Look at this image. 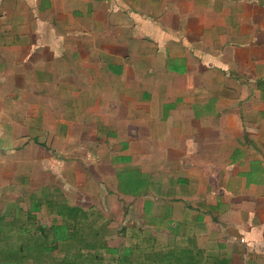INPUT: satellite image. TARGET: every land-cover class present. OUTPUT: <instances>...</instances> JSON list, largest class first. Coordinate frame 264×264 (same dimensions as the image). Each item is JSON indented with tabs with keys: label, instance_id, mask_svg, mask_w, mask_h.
Returning a JSON list of instances; mask_svg holds the SVG:
<instances>
[{
	"label": "crops",
	"instance_id": "0c3cea01",
	"mask_svg": "<svg viewBox=\"0 0 264 264\" xmlns=\"http://www.w3.org/2000/svg\"><path fill=\"white\" fill-rule=\"evenodd\" d=\"M76 122L105 181L138 169L147 183L123 204L86 172L84 184L116 200L109 214L49 186L48 200L85 211V236L105 215L104 264L117 258L106 248H133L140 235L145 248L172 239L169 249L182 252L172 264H264V0H0V141L17 151L28 123L48 155L39 138L74 136ZM43 160L0 174L2 186L13 182L15 205L45 201L23 193L39 185ZM42 212L40 222H56ZM94 246L80 256L97 255ZM65 251L76 252L70 240L54 256Z\"/></svg>",
	"mask_w": 264,
	"mask_h": 264
},
{
	"label": "rangeland",
	"instance_id": "374dc122",
	"mask_svg": "<svg viewBox=\"0 0 264 264\" xmlns=\"http://www.w3.org/2000/svg\"><path fill=\"white\" fill-rule=\"evenodd\" d=\"M61 54H62L61 51L56 50V55H61ZM170 70L177 72V73L180 71L179 68H174L173 66L170 67ZM88 75H92V74H88ZM60 78H61V75H60ZM89 85L90 83L87 82L86 86L89 87ZM76 92H78V89H76ZM85 94L87 93L83 92L84 97H89V95L86 96ZM90 96L92 95L90 94ZM54 101L55 102L53 103V106L56 107V110H54L55 116L61 119V117H59L58 115L62 114V109H61L62 106L60 105V109L58 112L57 105L59 103V100L57 97H54ZM73 110L77 111V113L73 112L74 115L76 114L75 118L77 119L78 115L81 116V112L84 109H83V106L81 107L78 103L77 106L73 107ZM22 127L24 128L23 130L26 131V133L23 134V137H22L23 146L21 148L16 147L17 151L13 152V148H12L13 144L11 145L10 142H8L7 144H4L0 141V147L3 148V151H6V153L4 154L0 152V163H3L4 165L8 167V169L6 170L3 169L2 171H0V174L3 173L5 177H8V178L11 177L13 173L16 172L14 169H9V166H12L11 164L14 161L18 162L17 166H19L20 161H21V164L25 165L27 163L29 164L31 161L33 162L34 160L38 158L41 161L43 160V157H48V160L45 158H44L45 160H43L44 161L43 165L45 166V168L44 170L41 171L39 185H36V184L32 185L34 181L30 185H24L23 193H24L26 200H29V196L32 195V193L37 194V195L47 194L49 190V186L57 184V186L62 185L60 187L65 189V195H67L68 199L71 200L70 202L73 201L74 203H78L81 205L96 204L99 207H101L104 213L109 214L111 207H113L114 205L112 202L116 200H111V199H109V201L103 200V198L100 197V192L98 191L99 187H95L94 185L92 186L87 185L88 184L87 182H86L87 184H84L85 180L83 178H85L88 175L86 174V172L90 173L91 176H94V179L96 178V180L103 182L109 191H112L114 195H117L118 198H120L123 201V204H126L125 197L128 196L129 194L133 196V195H137V193L141 194L142 192H145L147 190L146 189V184H147L146 179L144 178L143 173H141L138 169L134 173L133 172L130 173L127 170L123 171L122 169L120 170L118 169V171H114V176H113L114 178L117 179L116 183L114 181H110L109 179H107L108 181H105L104 177L100 175L101 173L100 174L97 173L98 171L96 172L95 168L91 167L92 161L89 160L91 159V154L89 153V149H88V152L86 150L88 148V145H86L87 141H84V138H79V136L76 135L79 129V124L77 122L74 123L72 126H70L71 132L74 134V136H72V134L70 137H61V136L56 135L51 139H47V136H45L44 134L45 139L39 138L40 141L45 142V144H43L45 147H48L47 145L50 144L52 151L47 153L48 155L43 154L44 153L43 148L38 147L39 150L36 148V144H34L33 142L36 138L35 137L32 138L30 135L31 133L30 125L27 123V124H23ZM60 132L62 134H65L66 131L63 130V127H62L60 129ZM50 134L51 133H49V136ZM73 166L75 168H73ZM68 168H70L69 171H67ZM68 172L71 178L68 176L67 174ZM49 175L50 177L48 178ZM3 182L0 181V207H1L0 209L1 210L3 209V207L6 208L7 206H9V204L11 203L9 202L8 199H3V198H10L12 200L16 199V194L13 192L14 186L10 185V184H13L12 180L9 179L8 181H6L8 182L6 186H2ZM3 192H7L9 194H7V196L4 197ZM42 214H45V212H42ZM101 220H102L101 224L100 223L97 224V222L95 224V227L97 225L96 231L98 232L102 229L105 223L106 218L104 214ZM90 228L93 229V227L91 226ZM177 229H179V227H177ZM181 230H182L181 232H185V225H182ZM185 240L186 239L184 237L183 239L184 242L182 240L180 242H183L185 244ZM146 241L149 242L148 240ZM168 241H166V243H161V248H158V247L156 248L157 251H159V255H156L157 257L160 258L159 261L169 262V261L174 260L173 254H171V251L169 249L171 246L170 243L172 239Z\"/></svg>",
	"mask_w": 264,
	"mask_h": 264
},
{
	"label": "trees",
	"instance_id": "16d2710c",
	"mask_svg": "<svg viewBox=\"0 0 264 264\" xmlns=\"http://www.w3.org/2000/svg\"><path fill=\"white\" fill-rule=\"evenodd\" d=\"M49 194H45V201L32 197L30 204L25 202L17 204L11 201L9 206L0 212V262L4 264H104V255L98 254L100 241L99 232L85 236L84 225L81 220L85 219V211L77 205H71L61 199H47ZM27 205V207H26ZM50 211L55 214L56 222L51 225L40 222L36 213ZM87 220L89 221L88 217ZM105 225V224H104ZM97 237V239L95 238ZM64 240H70L76 252H66L63 256H54V251L59 250ZM142 235L137 237L138 244L134 247H123L122 249L106 248L105 252L113 254L117 258L108 261L110 264H172L171 262L159 261V251L156 248H145L142 246ZM96 243L97 255L80 256L84 248L93 249ZM153 245L154 241H150ZM146 243V242H145ZM86 244V246H85ZM105 244V240L102 241ZM140 244V245H139ZM78 246V247H77ZM173 258L182 255L178 250H170ZM95 253V254H96ZM184 256V255H183ZM195 256L191 254L187 258ZM175 260V259H174ZM186 264H199L188 262ZM204 264V263H203Z\"/></svg>",
	"mask_w": 264,
	"mask_h": 264
}]
</instances>
